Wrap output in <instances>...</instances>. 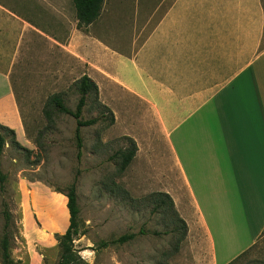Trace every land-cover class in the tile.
I'll use <instances>...</instances> for the list:
<instances>
[{
    "label": "crops",
    "instance_id": "obj_1",
    "mask_svg": "<svg viewBox=\"0 0 264 264\" xmlns=\"http://www.w3.org/2000/svg\"><path fill=\"white\" fill-rule=\"evenodd\" d=\"M35 2L0 0V124L17 134L16 85L28 55L41 57L46 43L66 60L58 68L53 59L52 69L65 73L66 85L73 79L75 34L64 0ZM163 4L139 46L120 51L89 39L86 61L102 82L101 99L103 89L114 90L124 110L127 97L152 113L151 124L140 119L146 129L134 136V159L163 144L170 158L163 152L152 168L158 175L173 164L179 175L168 173L164 191L190 228L194 252H207L204 264H229L264 231V0Z\"/></svg>",
    "mask_w": 264,
    "mask_h": 264
},
{
    "label": "rangeland",
    "instance_id": "obj_2",
    "mask_svg": "<svg viewBox=\"0 0 264 264\" xmlns=\"http://www.w3.org/2000/svg\"><path fill=\"white\" fill-rule=\"evenodd\" d=\"M24 1H36L44 6L42 0ZM161 2L105 0L99 18L87 27H79L72 0H64L65 15L69 21L72 19L75 34V59L71 67L68 60L73 79L67 85L65 73L61 75L52 69L57 67L52 65L53 59L60 68L66 65L65 57L60 53L51 54L49 45L43 44L41 57H26L22 78L16 85L23 130L20 134L12 130L14 134L7 136L0 155V169L6 176L3 186L0 184V242L6 232L15 262L58 264L57 236L69 227L65 194L73 183L76 184L79 232L74 237L71 264H204L207 260V252H194L190 228L176 204L175 211L184 220L185 229L174 222L167 208L155 210L152 200L148 199L151 194L165 193L168 173L179 180L173 164L167 173L162 169L158 175L154 173L152 167L161 166L163 152L170 158L163 144H155V151H145L125 171L119 172V153L128 147L127 139L134 140V136L138 137L146 129L140 119L151 121L150 124L153 121L147 107L126 97L128 106L124 110L121 96H115L114 90L110 93L103 89L104 101L100 92L97 97L89 94L83 118L100 117L101 120L81 129L83 148L79 158L76 121L48 106L52 96L60 95L66 106L75 110L80 98L77 83L85 75H91L97 86L98 82L102 84L92 71L96 69L86 61L89 39L101 37L120 51L139 46L148 26L166 7ZM156 9H160L157 15ZM94 64L97 66V61ZM101 105L109 106L115 118L113 124L110 115L102 116ZM116 115L127 120L121 118L116 123ZM141 146L144 148L146 144ZM180 194L189 204L186 192L181 190ZM5 212L11 216L6 229ZM142 231L144 234H139ZM129 234L137 236L124 244L112 243ZM104 243L108 245L103 246ZM235 264H264V234Z\"/></svg>",
    "mask_w": 264,
    "mask_h": 264
},
{
    "label": "trees",
    "instance_id": "obj_3",
    "mask_svg": "<svg viewBox=\"0 0 264 264\" xmlns=\"http://www.w3.org/2000/svg\"><path fill=\"white\" fill-rule=\"evenodd\" d=\"M72 2L75 7L76 18L78 20L79 27H87L93 24L99 18L105 0H72ZM77 88L80 94V98L76 104L75 110L69 109L60 95L52 96L48 101V106H53L57 110V112L71 116L76 121L75 140L78 149V157L80 158L82 155L83 148L81 129L97 124L101 120V118L99 117L88 120H85L83 118L84 108L87 104V96L89 94H94L96 97L98 96L99 90L97 84L90 77L85 75L77 83ZM101 109L102 116L105 118L107 115H110V123L113 124L115 118L111 110L108 109V107L105 105H101ZM46 115L48 118H50L48 112H46ZM13 134L14 132L11 129L4 127L0 124V155L3 153L7 136H13ZM127 142L128 147L119 153V156L121 158L119 172H123L126 170V168L132 163V161L136 157L138 151L137 144L132 138H128ZM5 180L6 176L2 173L0 169L1 186H3ZM65 196L68 199L67 208L70 216V223L66 232L63 235L57 236L60 248V259L58 264H71L75 253L74 237L77 236L79 232L77 224L79 209L77 204V193L75 183L70 186ZM148 199L152 200V204H154L155 210H158L160 208H167L170 211L174 222L180 225L181 228H186L184 220H182L177 215V212L174 208V202L169 194L155 193L151 194ZM4 216L6 229L9 226L11 216L8 212H5ZM139 234L144 233L142 231ZM262 234H264V231ZM136 236V234L124 235L114 240L112 243L124 244L133 240ZM107 245L108 243L103 244V246ZM247 252L248 251L244 252L229 264L237 263ZM0 262L1 264H19L18 262H15L11 257L10 237L6 232L4 233L3 238L0 242Z\"/></svg>",
    "mask_w": 264,
    "mask_h": 264
}]
</instances>
